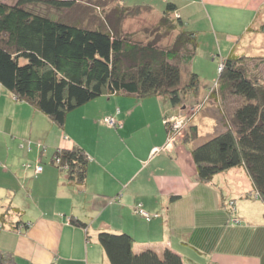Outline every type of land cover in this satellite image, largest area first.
<instances>
[{
    "label": "crops",
    "instance_id": "0c3cea01",
    "mask_svg": "<svg viewBox=\"0 0 264 264\" xmlns=\"http://www.w3.org/2000/svg\"><path fill=\"white\" fill-rule=\"evenodd\" d=\"M173 1L184 27L197 33L208 31L209 26L200 22L208 18L213 32L226 37L223 47L218 49L221 53L244 50L253 53V47H258L256 44L264 38V25L255 28L257 22L264 23V0ZM194 4L202 13L200 18L196 14L192 18ZM151 6L161 13L156 5ZM228 16L231 22L229 18L226 26L222 18ZM30 108L29 103L0 87V114L9 119L0 123V156L4 162H10V167H0V189L5 196L0 208V249L9 250L19 264H110L96 237L99 227L128 230L135 249L145 245L160 249L168 245L181 254L184 262L264 264V203L251 194L250 180L242 166L221 171L211 180L201 182L196 178L190 151L193 143L183 139L166 145L167 131L162 126L160 131H154V136L148 134L134 140L128 132L124 140L120 137L127 142L132 158L125 155L131 166L126 167V159H122L125 164L120 166L121 159L117 157V164L106 169L104 159L108 154L101 150L92 157L88 154L86 181L80 189L52 164L40 171L36 168L18 171L22 156L5 153L8 139L19 142L20 138L25 140L27 127L32 131L31 121L27 125ZM20 109L26 115L19 116ZM55 125L56 130L64 131V125ZM73 133L66 132L67 138L53 136L51 143L54 147L70 145L77 141ZM47 138L44 136L42 140L49 142ZM18 148L22 155L24 148ZM171 195L176 197L171 199ZM224 198L234 199V214L240 224L226 221ZM137 204L159 214L146 221L132 210ZM14 206L18 209L14 210ZM70 214L83 219L86 225L70 221ZM21 219L30 224L14 228ZM172 230L175 235L172 232L171 235Z\"/></svg>",
    "mask_w": 264,
    "mask_h": 264
},
{
    "label": "trees",
    "instance_id": "16d2710c",
    "mask_svg": "<svg viewBox=\"0 0 264 264\" xmlns=\"http://www.w3.org/2000/svg\"><path fill=\"white\" fill-rule=\"evenodd\" d=\"M78 1L0 0V84L14 98L29 103L61 127L70 110L104 93L122 92L138 97L155 94L178 105L182 95L198 89L200 81L196 71L187 70V78L180 79L181 68L187 69L195 56L198 39L196 30L184 27L182 18L175 13L173 0H161L165 3L158 9L161 13L154 26V29L160 27V34L149 36L145 41L133 39L130 33L124 32L121 22L127 16L137 15L141 7L151 8V3L115 4L111 11L114 21L88 26L64 14L52 17L36 6L38 3L62 11ZM175 29L169 44H158L162 31L167 34ZM220 56L218 78L210 86L207 100L211 98L216 103L219 111L216 117L215 113L212 116L221 128L215 126L209 136L192 144L196 178L209 181L216 173L242 166L250 180L251 194L264 203V82L259 64L247 63L259 60L245 50L228 51ZM226 96L240 99L224 110L219 97ZM205 101H201L199 109ZM171 115L167 112L162 115L168 136L175 131L172 120L168 119ZM190 120L186 122L184 139L198 136V125ZM111 126L119 124L114 120ZM41 142L40 150L45 147L44 141ZM49 164L83 189L88 153L82 146L76 142L55 146ZM37 166L40 165H36V170ZM174 197L171 195V199ZM234 204L233 200L224 201L227 212L224 221L240 224L234 214ZM132 210L146 221L153 219V212L140 204ZM69 220L86 225L75 214H70ZM26 222L18 220L14 228L27 227L30 222ZM96 237L110 264H185L181 254L168 245L160 249L150 245L135 249L134 238L126 229L99 227ZM0 264L19 263L9 250L0 249Z\"/></svg>",
    "mask_w": 264,
    "mask_h": 264
},
{
    "label": "rangeland",
    "instance_id": "374dc122",
    "mask_svg": "<svg viewBox=\"0 0 264 264\" xmlns=\"http://www.w3.org/2000/svg\"><path fill=\"white\" fill-rule=\"evenodd\" d=\"M4 1L12 2L13 0ZM141 2H150L153 5H156V9H161L165 3L164 1H161L163 2V5L160 6L159 0H79L71 8L64 9L62 11H56V9L51 6L42 7L38 3L36 6L40 7L42 10H45L46 13H51L52 17H56L59 14H64L71 20L78 19L80 20L79 22L88 26L100 23L105 24L106 21L109 22V20L114 21L115 18L112 16L111 11L115 4L124 3L127 5H132ZM196 7L197 4H194L193 9H191L193 10L192 18H194L195 14L198 15L199 18L201 17L202 13H200ZM233 16L236 18L237 13ZM159 17L160 14H158L156 11H153L152 7H141V11L137 15L125 17L121 22V27L124 32L130 33L133 39L145 41L149 36H155L158 33L160 34V27L154 29ZM229 18L231 22V16L222 18V21H225L226 26H229ZM197 21H199V19H197ZM200 22L206 24L207 27L209 26V30H202L197 33L198 47L195 56L189 63L187 69H184V67L181 68L180 74L181 81H184L188 76L187 70L196 71L198 73L200 82L196 91H188L182 95V99L178 105H172L167 97L160 96V98H162L160 99L155 94L138 97L135 94H127L122 92L114 94L104 93L69 111V113L66 115L64 123V133L56 130V125L51 123L50 118L47 115L43 114L38 109H33L30 105L31 108L27 110V113L30 115V118L27 120V125L29 124V121H31L30 124L32 131L30 132L29 127H27L25 140L20 138V141L16 142L14 138H11L6 141L7 150H5V153L7 152L10 155L18 154V156H22V158L18 161V171L20 168H25L28 171H32L35 169L36 165H40L42 167L48 165L50 154L53 151L52 147H54V144L51 143L52 139L55 136L63 137V135H66V132L69 135L74 132L73 134L77 138V141H74H76L78 145L82 146L85 151L91 155L90 157H92L94 152L97 150H101V152H103L105 155L108 154L109 156L107 158L105 157L106 159H104V165H106V169L117 164V157L121 159L119 162L120 166L125 164L123 162L125 159L127 161L126 167L131 166L128 163V159L125 155L127 153L129 154V157L132 158L126 146L127 142L120 140V137L122 136L121 138L124 140V137L128 132L130 135H132L134 140L148 134L150 136H154L153 133L156 129L160 131L162 126L164 129L162 118L164 112L172 114L168 119L172 120V124H174L173 129H175L174 133H172L170 136H168L169 133L167 132L166 145L173 144L175 141L184 139L182 137L184 134H186L185 127L188 125V123H186L188 118L189 120L191 119L190 121L193 120L198 125V136L196 138L189 139L188 143H197L198 141L209 136V134L213 132V129L218 127L216 126L217 122L213 119L212 114L215 113L216 117L217 111L219 110L216 103H214L211 98L207 100V95L209 94L210 86H213L215 80L218 78L219 72L217 65L221 58L219 47H223V40L226 37L219 36L221 34L220 32H218L217 35L215 32H213L210 27V23L208 22V18H202ZM263 25L264 23L259 21L255 24V28L260 29ZM206 26L204 27L207 28ZM176 31L177 29L172 32L170 31L167 34L162 31L163 36L160 35V38L157 41L158 44L162 46L169 44L173 34ZM215 37H218V40H216ZM256 45L258 47L255 48L256 50L253 51V54H255L259 61L256 62L257 60H248L247 63L250 66L254 65L255 63L256 65L259 64V71L263 76L262 80L264 82V60H262L264 59L262 56L264 54V38L262 39L261 43H257ZM239 99V96H226L225 99L219 97V100L223 104L224 110L231 108L235 102L237 103L239 101ZM201 101L205 102L202 105L203 107L199 109ZM20 114L26 115V112L20 109L19 116H21ZM73 114H77L79 116L73 117ZM107 116L113 117L119 126H111L112 124H109L108 121L106 122L105 118ZM7 120L9 119L1 117L0 114V123L3 124ZM219 127L221 128V126ZM27 135L30 136L28 137ZM44 136L48 137L47 140L49 142L43 140L45 147L40 150V142ZM173 138L175 139L173 140ZM43 141L41 142L42 144ZM18 147L24 148L23 150L25 153L22 152L21 155L19 153ZM26 154H29V156ZM2 162L4 165H1ZM9 165L10 162H4L2 156H0V167L8 168L10 167ZM89 190L91 191L92 189L89 188ZM4 198L5 196L3 193L1 194L0 189V208H2V202ZM225 200L229 202L232 200L234 201L232 198H224L223 202ZM143 213L147 212L144 211ZM95 214L96 212H94L92 215L94 216ZM154 214H159V212L155 211L152 213L153 219L155 218ZM173 226L175 225L173 224ZM171 232L173 233V230L170 231V233ZM173 234L175 235V233ZM176 240L177 239H174V241ZM179 241L180 240H178V242ZM88 249L90 248L88 247ZM89 254H91L90 250ZM186 263L194 264L192 260H187L185 264Z\"/></svg>",
    "mask_w": 264,
    "mask_h": 264
},
{
    "label": "built area",
    "instance_id": "2783aa9c",
    "mask_svg": "<svg viewBox=\"0 0 264 264\" xmlns=\"http://www.w3.org/2000/svg\"><path fill=\"white\" fill-rule=\"evenodd\" d=\"M106 120L108 121L109 124H111V123L113 124V122H114V119L111 118V117H107ZM172 128H174V124H173ZM169 136H170V135H169ZM37 169L39 170V169H40V166H37ZM142 211H143V210H142ZM142 211H141V212H142ZM143 212H144V211H143Z\"/></svg>",
    "mask_w": 264,
    "mask_h": 264
}]
</instances>
